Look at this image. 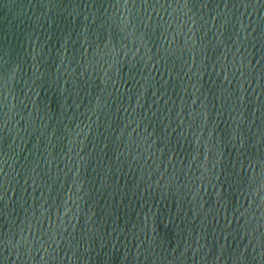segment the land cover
Segmentation results:
<instances>
[{"label":"water","instance_id":"water-1","mask_svg":"<svg viewBox=\"0 0 264 264\" xmlns=\"http://www.w3.org/2000/svg\"><path fill=\"white\" fill-rule=\"evenodd\" d=\"M0 264H264V0H0Z\"/></svg>","mask_w":264,"mask_h":264}]
</instances>
